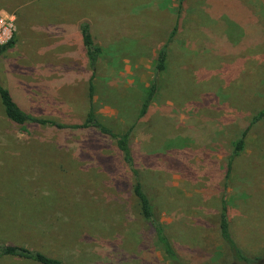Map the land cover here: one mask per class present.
I'll list each match as a JSON object with an SVG mask.
<instances>
[{"label":"rangeland","instance_id":"rangeland-1","mask_svg":"<svg viewBox=\"0 0 264 264\" xmlns=\"http://www.w3.org/2000/svg\"><path fill=\"white\" fill-rule=\"evenodd\" d=\"M12 3L15 32L0 53V83L19 107L83 123L90 70L79 26L87 23L102 49L95 114L112 131L129 133L143 187L182 263L237 264L219 236L224 191L234 235L249 256L262 255L264 235L253 218L264 221V119L223 187L234 142L264 107V0H184L180 8L178 0ZM64 3L78 10L65 11ZM168 40L157 74V53ZM153 80L157 94L140 117ZM245 223L256 229L253 239L240 235ZM0 242L63 264H171L136 216L112 140L96 130L12 125L1 104Z\"/></svg>","mask_w":264,"mask_h":264},{"label":"trees","instance_id":"trees-1","mask_svg":"<svg viewBox=\"0 0 264 264\" xmlns=\"http://www.w3.org/2000/svg\"><path fill=\"white\" fill-rule=\"evenodd\" d=\"M183 2L184 0H178L179 8L182 7ZM79 30L87 66L90 70V78L88 80L87 86L89 108L83 123L79 125H65L54 119L37 117L30 113H27L14 101L10 91L3 87L0 83V104L2 106L4 119L7 120V122H9L10 124L16 126L31 125L40 128H53L56 130H96L98 133L112 140L121 157V162L129 174L130 197L134 201V211L138 220L148 226V229L151 230L153 236L154 245L158 247L164 257L171 264H183L173 244L167 236L163 225L158 221L152 205V201L143 187L141 172L136 167L134 157L131 152L129 133L119 134L112 131L110 128L103 125L95 114L93 108L94 80L96 77V71L102 49L99 46L95 45L91 35L90 27L87 23H81L79 26ZM177 30L178 24H176L173 28L169 36V40L175 35ZM169 40L159 49L157 53V74L165 70ZM10 43L11 42H9L8 44ZM5 48L6 46H0V53L3 52ZM157 90L158 85L156 81L153 80L146 93L145 100L140 107V117L146 114L148 107L157 94ZM263 119L264 107L251 118L249 124L244 128L239 138L234 142L232 152L227 160L226 174L224 177V190H226L227 186L229 185L228 181L231 177L235 161L244 150L249 132L254 125H257L259 122L263 121ZM262 209H264V205ZM262 213L264 214V212ZM253 220H258L257 223L260 224L262 230H257V232H259L261 235H264V221L259 218L258 214L256 215V219L253 218ZM218 230L220 239L228 248L234 263L256 264L257 261L264 259V253L258 256H249L248 253L250 249L247 247V245H242V239L240 240L237 236L234 235L229 219V203L225 191L221 194L219 201ZM255 230L256 229L253 230L251 224L245 223L244 229L240 231V235L245 238V240L253 239L255 237ZM245 243H247V241H245ZM0 259L24 260L35 264H63L60 260L47 256L39 250H35L19 244L4 242H0Z\"/></svg>","mask_w":264,"mask_h":264},{"label":"built area","instance_id":"built-area-1","mask_svg":"<svg viewBox=\"0 0 264 264\" xmlns=\"http://www.w3.org/2000/svg\"><path fill=\"white\" fill-rule=\"evenodd\" d=\"M15 32V20L10 15H0V46L9 43Z\"/></svg>","mask_w":264,"mask_h":264},{"label":"crops","instance_id":"crops-1","mask_svg":"<svg viewBox=\"0 0 264 264\" xmlns=\"http://www.w3.org/2000/svg\"><path fill=\"white\" fill-rule=\"evenodd\" d=\"M12 2L13 0H0V14L14 16V14H12L11 12L16 10V5H13ZM49 6L52 10H58L60 7V4H55L51 2ZM61 8H64L65 11H68V9H73V8H75V10H78L76 3H75V6H70V8L68 6V3H64V6H62ZM52 25H54V23H52ZM55 25L59 26L60 24L55 22ZM80 41H81V37H80ZM81 44H82V41H81Z\"/></svg>","mask_w":264,"mask_h":264}]
</instances>
